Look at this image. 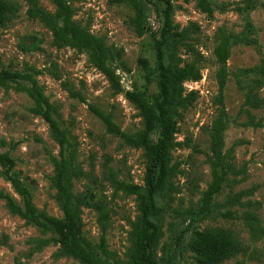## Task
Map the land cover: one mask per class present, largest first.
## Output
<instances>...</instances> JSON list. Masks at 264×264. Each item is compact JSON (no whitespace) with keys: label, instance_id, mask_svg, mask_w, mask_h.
<instances>
[{"label":"rangeland","instance_id":"374dc122","mask_svg":"<svg viewBox=\"0 0 264 264\" xmlns=\"http://www.w3.org/2000/svg\"><path fill=\"white\" fill-rule=\"evenodd\" d=\"M17 14L0 26V68L32 72L52 104V116L75 149L80 174L72 180L74 201L80 212V227L93 245L105 235L106 245L118 263L130 261L131 230L139 215L136 195L115 188V183L143 188L147 156L141 147L127 144L106 131L91 107L110 115L128 134L143 129L138 108L125 97L136 90L154 104L158 98L154 39L164 22L163 0H138L145 11L144 32L138 36L129 20L133 8L115 0H65L72 20L102 37L107 63L118 82L110 80L89 61L88 53L58 46L52 34L61 19L51 0H8ZM198 0H172L171 30L166 63L181 67L194 63L201 78L183 83L185 106L174 114L176 146L170 151L175 172L157 196L158 222L162 234L153 248L159 264H195L190 239L206 227L230 231L244 250L221 264H264V0H206L211 13L197 7ZM221 32L233 34L226 62L223 103L227 126L224 149L230 150L229 168L221 189L212 198L209 215L195 214L212 178L208 129L218 114V63L213 53ZM151 69L146 81L142 62ZM27 84L26 81H19ZM190 93H193L191 95ZM33 101L24 91L0 86V151L14 159V170L29 188L39 210L62 217L63 212L51 182L50 155H59L46 121L30 111ZM160 137L155 126L150 139ZM0 191L22 206L0 167ZM97 205L109 215L103 233ZM55 237L32 222L11 213L0 198L1 264H78L52 242L34 251V239Z\"/></svg>","mask_w":264,"mask_h":264},{"label":"trees","instance_id":"16d2710c","mask_svg":"<svg viewBox=\"0 0 264 264\" xmlns=\"http://www.w3.org/2000/svg\"><path fill=\"white\" fill-rule=\"evenodd\" d=\"M33 3L35 0H26ZM56 6V15L61 19L55 24L52 34L58 46H68L88 53L90 63L101 71L114 85L119 86L113 69L108 65V51L102 37L96 36L72 20V12L65 0H51ZM128 3L134 11L129 23L134 32L140 36L144 32L145 11L138 0H115ZM165 3L164 22L159 38L154 39L156 56L158 98L155 103H149L143 94L136 90L125 91V97L139 110L143 119V129L128 134L123 132L111 119L95 107L92 112L105 124L106 131L121 137L133 147L143 148L147 156V167L143 178V188L133 184L116 182L115 188L128 194L136 195L139 215L131 230L132 248L130 261L133 264H159L154 257L153 248L160 238L162 231L158 222L159 210L157 196L165 189L167 178L175 172V166L170 164V151L176 146L174 134L176 121L174 114L177 106H185L188 97L183 95L185 81H197L201 78L200 70L194 63L181 67H172L166 63V46L169 40L171 26L170 13L172 0H163ZM197 7L208 14L211 7L206 0H198ZM17 14V7L13 2L0 0V26L6 24ZM233 34L221 32L213 49L218 63V93L215 97L218 105V114L212 121L209 129V149L212 178L203 192L201 205L195 213L198 219L209 215L212 210V198L221 189L229 168L228 159L230 150L224 149L223 132L227 126V112L223 103V86L227 68L226 62L230 54ZM146 81L151 80L148 61L142 62ZM26 81L21 84L19 81ZM0 86L17 91H24L33 101L30 111L40 115L48 124L52 138L60 146L59 155H50L53 166L51 182L56 189V196L62 209L63 216L56 217L39 210L32 200L29 188L14 170V159L8 152L0 151V167L5 178L14 191L21 197L22 206L14 202L13 198L0 191V198L5 200L7 209L32 222L41 231H51L59 236L39 237L34 239V251H40L52 242H60L61 252L78 261V264H115L118 259L106 245L105 235L100 236L99 244L92 242L83 234L80 227V212L75 204L72 193V180L80 174L75 165V149L65 131L53 118V107L44 94L32 72L12 71L0 68ZM193 95V93H190ZM160 128V137L156 141L150 139L155 126ZM100 210L99 222L103 233L109 227V215L104 206L97 205ZM189 248L193 252L195 264H221L244 250L239 239L230 231L221 227H206L190 239ZM1 264V263H0ZM171 264V263H166ZM235 264H242L236 262Z\"/></svg>","mask_w":264,"mask_h":264}]
</instances>
